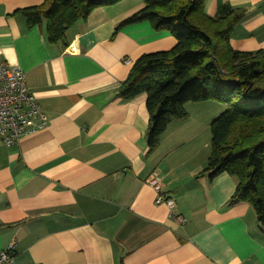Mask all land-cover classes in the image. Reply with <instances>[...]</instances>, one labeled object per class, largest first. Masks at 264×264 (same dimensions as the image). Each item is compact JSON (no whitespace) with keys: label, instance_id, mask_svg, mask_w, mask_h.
I'll return each instance as SVG.
<instances>
[{"label":"crops","instance_id":"1","mask_svg":"<svg viewBox=\"0 0 264 264\" xmlns=\"http://www.w3.org/2000/svg\"><path fill=\"white\" fill-rule=\"evenodd\" d=\"M41 4L0 0V62L24 71L47 117L45 129L17 144L0 140V251L13 245L9 264H264L252 207L226 206L235 179L202 173L215 107L185 105L189 117L171 122L149 153L145 95L117 96L140 56L176 43L147 22L115 33L142 0L95 8L57 43L18 13ZM223 4L245 11L231 47L264 49V0H205V15ZM153 172L174 201L170 210L154 203L146 182Z\"/></svg>","mask_w":264,"mask_h":264},{"label":"trees","instance_id":"2","mask_svg":"<svg viewBox=\"0 0 264 264\" xmlns=\"http://www.w3.org/2000/svg\"><path fill=\"white\" fill-rule=\"evenodd\" d=\"M121 0H42L19 10L27 28L43 25L49 43L63 40L66 30L97 7ZM143 7L122 27L147 22L176 41L168 51L140 56L116 93L122 100L145 95L149 153L159 146L167 126L189 115V103L216 102L226 109L209 125L210 151L202 173L209 179L226 173L236 181L227 207L249 204L264 232V49L234 50L229 42L243 9L221 5L205 15V0H142ZM122 264V263H120Z\"/></svg>","mask_w":264,"mask_h":264},{"label":"built area","instance_id":"3","mask_svg":"<svg viewBox=\"0 0 264 264\" xmlns=\"http://www.w3.org/2000/svg\"><path fill=\"white\" fill-rule=\"evenodd\" d=\"M126 63H128L126 61ZM47 126V117L35 96L29 92L25 73L18 66L0 62V140L5 146L17 144L20 140L32 136ZM156 193L154 203L165 205L169 210L174 207L173 199L163 191L156 172L146 180ZM185 223V219L177 216ZM13 245L0 251V264H9L12 260Z\"/></svg>","mask_w":264,"mask_h":264},{"label":"rangeland","instance_id":"4","mask_svg":"<svg viewBox=\"0 0 264 264\" xmlns=\"http://www.w3.org/2000/svg\"><path fill=\"white\" fill-rule=\"evenodd\" d=\"M211 103V105H213V107H215L214 108V110H212L211 112H213V113H211V115H214V117L216 118L219 114H221L225 109H226V105H224V104H221V103H216V102H209V104ZM187 112V111H186ZM201 113V112H200ZM207 115V114H206ZM210 115V116H211ZM196 116H198L199 117V112H197L196 113ZM208 116V115H207ZM213 117V118H214ZM200 118H206V116H205V113L204 114H202V116L200 117ZM211 118V117H210ZM212 118V119H213ZM212 119L210 120V119H208V120H210V122L212 121ZM206 133H207V135L209 136L210 135V131L208 132V130H206Z\"/></svg>","mask_w":264,"mask_h":264}]
</instances>
